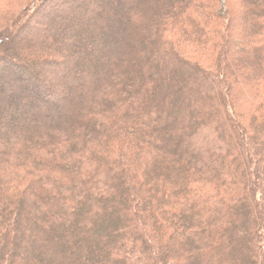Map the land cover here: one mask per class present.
I'll use <instances>...</instances> for the list:
<instances>
[{
  "label": "trees",
  "instance_id": "trees-1",
  "mask_svg": "<svg viewBox=\"0 0 264 264\" xmlns=\"http://www.w3.org/2000/svg\"><path fill=\"white\" fill-rule=\"evenodd\" d=\"M2 3L0 264H264V0Z\"/></svg>",
  "mask_w": 264,
  "mask_h": 264
},
{
  "label": "rangeland",
  "instance_id": "rangeland-1",
  "mask_svg": "<svg viewBox=\"0 0 264 264\" xmlns=\"http://www.w3.org/2000/svg\"><path fill=\"white\" fill-rule=\"evenodd\" d=\"M7 1H10V3L11 2H13L14 0H7ZM3 2V0H0V7L2 8L3 6H2V3ZM9 3V4H10ZM4 5H8V2H5L4 1ZM11 7H12V5H10ZM32 27L34 28V27H38L37 25H34V23H33V25H32ZM70 102H71V100H70ZM70 102H67V103H65V107L64 106H62V110H61V112L60 113H55L56 115H54V117H58V118H61L62 117V114H63V112H64V109L65 108H68V106L71 104ZM54 119L53 121L55 122L57 119ZM0 130H1V128H0Z\"/></svg>",
  "mask_w": 264,
  "mask_h": 264
}]
</instances>
